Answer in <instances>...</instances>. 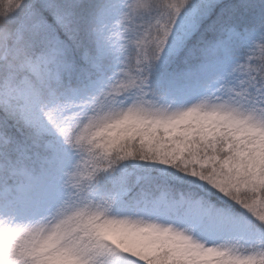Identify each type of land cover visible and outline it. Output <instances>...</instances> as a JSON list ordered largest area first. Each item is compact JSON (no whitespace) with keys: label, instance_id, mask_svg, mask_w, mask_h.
<instances>
[{"label":"snow or ice","instance_id":"obj_1","mask_svg":"<svg viewBox=\"0 0 264 264\" xmlns=\"http://www.w3.org/2000/svg\"><path fill=\"white\" fill-rule=\"evenodd\" d=\"M0 264H264V0H0Z\"/></svg>","mask_w":264,"mask_h":264}]
</instances>
